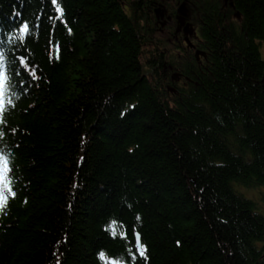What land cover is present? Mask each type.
Returning <instances> with one entry per match:
<instances>
[{"label":"trees","instance_id":"obj_1","mask_svg":"<svg viewBox=\"0 0 264 264\" xmlns=\"http://www.w3.org/2000/svg\"><path fill=\"white\" fill-rule=\"evenodd\" d=\"M184 2L0 0V264H264V0Z\"/></svg>","mask_w":264,"mask_h":264},{"label":"flooded vegetation","instance_id":"obj_2","mask_svg":"<svg viewBox=\"0 0 264 264\" xmlns=\"http://www.w3.org/2000/svg\"><path fill=\"white\" fill-rule=\"evenodd\" d=\"M185 0H180L179 2H177V7H176V13L174 15H171V9H170V0H137L139 6L141 7V10H145L146 13L148 14L147 16H149L150 14H153L155 17L154 21V29L158 30V34L157 36L164 35V34H168V38H173L174 41L176 43L182 42L184 43V45L187 47V49L190 50V55L194 56V52L196 50V47L193 43V41L197 40V36L199 34L196 25L193 24L192 22V18H191V9L190 7L185 6ZM190 2L193 1H202V0H189ZM225 6H230L231 7V2H228L229 0H223ZM184 4L183 6V10H184V14L182 16V18H179V15L177 14V8L178 5L180 3ZM179 3V4H178ZM173 5V4H172ZM151 12V13H150ZM196 18L198 19V17L196 16ZM147 21V20H146ZM182 21V22H181ZM183 23H191L190 27L192 30L191 34H188V36H186L184 34V26ZM172 31L168 32L166 31V28L168 29L169 25H172ZM154 35H152L153 37ZM169 50V49H168ZM166 48H160V47H153V51L154 54L159 56L163 53V52H167L168 51ZM195 57V56H194ZM201 59V56H199ZM163 66H165V62L163 64ZM174 81H179V79H174ZM244 194L246 195V193L244 192Z\"/></svg>","mask_w":264,"mask_h":264},{"label":"rangeland","instance_id":"obj_3","mask_svg":"<svg viewBox=\"0 0 264 264\" xmlns=\"http://www.w3.org/2000/svg\"><path fill=\"white\" fill-rule=\"evenodd\" d=\"M179 8H180V11L177 10V14H179V16H180V14L181 15L184 14L182 3L179 4ZM184 25H189V24L188 23H185V24L183 23V26ZM156 35H157V33H156ZM167 35L168 34L162 35V39L163 40L162 39L159 40L158 39L159 37H156V42H158L160 45L161 44H167V46H168V44H170L171 41H169L170 38H168ZM185 35L188 36V34H185ZM166 47L165 46H161L160 48H166ZM168 49H169V51H171L170 50L171 48H168ZM199 55H202V54H199ZM199 55H198V57H199ZM237 188L242 194H244V192H245L246 195L245 194L244 195L247 196L248 198H251L256 203V205L258 206V209H259L258 212H261V213H263L262 215H264V187L262 188V187L255 186V187L247 188V187L238 186ZM103 260H104L105 264H119L118 262H115V261H113L111 259L104 258Z\"/></svg>","mask_w":264,"mask_h":264},{"label":"snow or ice","instance_id":"obj_4","mask_svg":"<svg viewBox=\"0 0 264 264\" xmlns=\"http://www.w3.org/2000/svg\"><path fill=\"white\" fill-rule=\"evenodd\" d=\"M57 11H59L61 13L62 16V9L59 8V6L57 5ZM23 32H27L28 31V25H24V28L22 29ZM3 74L0 73V77H2ZM9 87H11V85H9ZM4 95V91H3V79H0V97H3ZM0 109H3V101L0 100ZM7 157V158H5ZM11 156L9 154H3L0 155V161H2L3 163V173H8L9 172V165L11 162ZM13 173H14V165H13ZM0 179H4V176L0 175ZM13 180H14V175H13ZM5 189H8V185L5 184L4 185ZM9 197L7 195H5L3 192H0V211H4L6 208V205L8 203ZM115 234V233H114ZM145 254L143 248L141 247L140 249V255L143 256ZM103 256V254H101Z\"/></svg>","mask_w":264,"mask_h":264},{"label":"water","instance_id":"obj_5","mask_svg":"<svg viewBox=\"0 0 264 264\" xmlns=\"http://www.w3.org/2000/svg\"><path fill=\"white\" fill-rule=\"evenodd\" d=\"M178 11H180V8H178ZM181 16H183V15H181ZM190 26L191 25H185L184 26V33L185 34H191L192 33V30H191V27ZM198 55H199V53L196 52L195 53L196 58H198ZM135 241H136V246H137V248H138V250L140 252V249H141V246H140V238H139V235L137 233H135Z\"/></svg>","mask_w":264,"mask_h":264}]
</instances>
